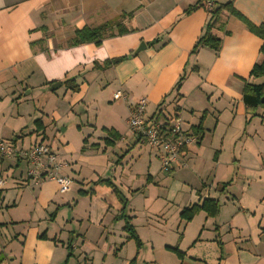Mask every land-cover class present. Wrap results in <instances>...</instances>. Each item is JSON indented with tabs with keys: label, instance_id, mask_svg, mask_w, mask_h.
<instances>
[{
	"label": "crops",
	"instance_id": "crops-1",
	"mask_svg": "<svg viewBox=\"0 0 264 264\" xmlns=\"http://www.w3.org/2000/svg\"><path fill=\"white\" fill-rule=\"evenodd\" d=\"M211 1L208 12L207 0H0V140L47 144L72 180L64 194L33 187L26 162L0 160V264H264V109L252 116L243 102L245 84L264 83L250 77L262 40L243 21L262 24L264 0ZM228 3L210 31L219 49L192 53ZM106 23L113 36L99 46L73 44ZM140 99L147 124L178 116L198 139L169 172L129 130ZM204 201L216 216L180 217Z\"/></svg>",
	"mask_w": 264,
	"mask_h": 264
},
{
	"label": "built area",
	"instance_id": "built-area-1",
	"mask_svg": "<svg viewBox=\"0 0 264 264\" xmlns=\"http://www.w3.org/2000/svg\"><path fill=\"white\" fill-rule=\"evenodd\" d=\"M212 2H205V9L209 12ZM124 98L122 92H116L113 100ZM147 102L145 99L136 101L130 108L128 127L130 132L148 149L159 152L161 169L169 172L177 162L183 148L195 144L196 136L188 135L181 129V119L174 116L161 125L152 122L147 124L144 120ZM11 157L23 160L28 165L27 178L33 187L40 186L45 180L56 183L58 192L64 194L70 191L72 180L60 175V169L64 166L58 155L44 143L37 144L29 149L16 150L10 144L0 140V160ZM5 180L0 178V189Z\"/></svg>",
	"mask_w": 264,
	"mask_h": 264
},
{
	"label": "trees",
	"instance_id": "trees-1",
	"mask_svg": "<svg viewBox=\"0 0 264 264\" xmlns=\"http://www.w3.org/2000/svg\"><path fill=\"white\" fill-rule=\"evenodd\" d=\"M209 2H212L211 0H207ZM213 5V2H212ZM193 10V8H190L186 11V14L190 13ZM222 10H231L230 4L223 5L221 7H218L217 9L211 11V18L210 21L208 22L206 26V31L203 34V36L199 39L197 42L196 46L193 48L192 53H194L199 47H206L209 48L213 51H217L220 46V40L213 36L210 31L215 27L219 20V15ZM242 19V18H241ZM243 20V19H242ZM244 23L246 24L248 30L259 37L262 40V46L260 48V55H261V61L260 63L256 64L251 72H250V77L252 78H264V21L262 24L259 26H253L243 20ZM120 29L118 30L117 34L118 35H124L127 33L124 28L119 27ZM111 23H106L101 25L98 28L94 29H89V28H83L80 31H75L74 33V40L73 44L74 45H81V44H87V43H94L96 46H99L102 42V40L105 37H110L113 36L111 30ZM158 41H153L149 44L148 46H152L156 44ZM127 57H121L113 60H109L104 62V67H111L115 66L121 61L125 60ZM182 81V78H180L178 85ZM65 87L67 90L72 91V92H77L78 87L71 81L65 82ZM264 97V83L260 85H252V84H245L244 89H243V102L245 105L246 112L250 115H254V112L258 108L264 109V104H261V99ZM188 147V146H187ZM186 148V147H185ZM183 148L182 151L185 149ZM181 151V153H182ZM204 211L208 216L213 217L216 216L218 212V205L213 202V201H204L202 206L197 208V207H192L189 210H185L180 214V217L185 220V221H190L193 216L198 212V211ZM126 229L128 233H130V238L135 242L136 247L140 248L141 243L134 234L133 230L131 228L126 226ZM170 251L175 253L177 256H180L179 251L176 248H170ZM134 260L130 263L133 264Z\"/></svg>",
	"mask_w": 264,
	"mask_h": 264
},
{
	"label": "rangeland",
	"instance_id": "rangeland-1",
	"mask_svg": "<svg viewBox=\"0 0 264 264\" xmlns=\"http://www.w3.org/2000/svg\"><path fill=\"white\" fill-rule=\"evenodd\" d=\"M71 118H72V117L68 115L66 118H64V120H63V122H62V127H60V129H59V127L56 128L57 131H55V132H56V136H57V138H56V140H54L55 143L59 144V142H58V138L61 137V135L59 134V130H61V128H63L64 125H68V126H70V125L68 124V122L70 121ZM69 134H71L70 131H69ZM71 136H72V135H71ZM59 145H60V144H59ZM237 185L240 187V186H241V185H240V182H238ZM127 250H128V249H123L122 254H123V255H126ZM96 264H97V263H96ZM115 264H116V262H115Z\"/></svg>",
	"mask_w": 264,
	"mask_h": 264
},
{
	"label": "water",
	"instance_id": "water-1",
	"mask_svg": "<svg viewBox=\"0 0 264 264\" xmlns=\"http://www.w3.org/2000/svg\"><path fill=\"white\" fill-rule=\"evenodd\" d=\"M146 48V45L144 43H140V45L135 49L132 56L137 55L140 51H143ZM59 84H56V86H52V89H55L58 87ZM261 104H264V97L261 99Z\"/></svg>",
	"mask_w": 264,
	"mask_h": 264
}]
</instances>
